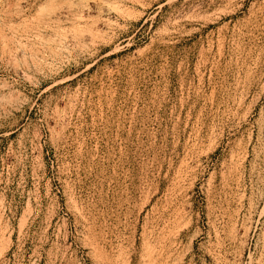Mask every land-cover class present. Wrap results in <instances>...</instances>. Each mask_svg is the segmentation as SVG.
<instances>
[{"label": "rangeland", "instance_id": "rangeland-1", "mask_svg": "<svg viewBox=\"0 0 264 264\" xmlns=\"http://www.w3.org/2000/svg\"><path fill=\"white\" fill-rule=\"evenodd\" d=\"M0 264H264V0H0Z\"/></svg>", "mask_w": 264, "mask_h": 264}]
</instances>
